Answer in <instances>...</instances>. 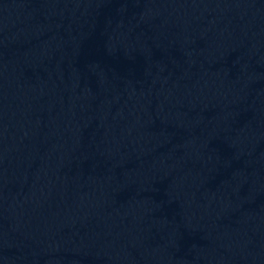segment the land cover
Listing matches in <instances>:
<instances>
[{
	"label": "water",
	"instance_id": "95a60500",
	"mask_svg": "<svg viewBox=\"0 0 264 264\" xmlns=\"http://www.w3.org/2000/svg\"><path fill=\"white\" fill-rule=\"evenodd\" d=\"M0 264H264V0H0Z\"/></svg>",
	"mask_w": 264,
	"mask_h": 264
}]
</instances>
